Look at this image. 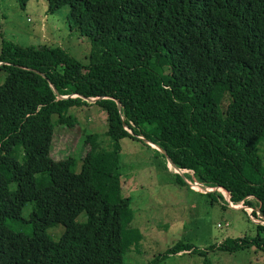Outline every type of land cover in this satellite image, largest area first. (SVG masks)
Returning <instances> with one entry per match:
<instances>
[{
  "label": "trees",
  "instance_id": "trees-1",
  "mask_svg": "<svg viewBox=\"0 0 264 264\" xmlns=\"http://www.w3.org/2000/svg\"><path fill=\"white\" fill-rule=\"evenodd\" d=\"M63 6L89 42L86 62L59 46L0 43V264H124L141 250L121 192L124 139L169 158L176 187L216 188L197 193L227 205L223 188L264 221V0H46L45 12ZM83 106L104 112L108 140L87 133L75 172L50 150L54 125L72 126L69 110ZM255 226L254 239H231L234 250L264 244ZM216 247L231 251L178 240L148 264Z\"/></svg>",
  "mask_w": 264,
  "mask_h": 264
},
{
  "label": "rangeland",
  "instance_id": "rangeland-1",
  "mask_svg": "<svg viewBox=\"0 0 264 264\" xmlns=\"http://www.w3.org/2000/svg\"><path fill=\"white\" fill-rule=\"evenodd\" d=\"M45 11L46 0H29L24 9L17 0H0V43L3 39L19 46H59L79 61L86 62L89 42L70 29L66 19L68 7L63 6L54 14ZM5 76L6 73L0 69V84ZM69 114L75 118L72 126L54 125L50 157L53 160L73 158V170L79 172L86 150L83 140L87 133H97L102 144H107L108 139L103 135L106 130L105 114L97 106L74 107ZM121 147V192L131 198L134 210L132 223L143 234L141 250L128 252L124 264H148L155 255L178 240L190 241L200 248L223 244L231 251L216 247L207 251L206 256L190 251L180 252L167 256L158 264H264V244L261 242L248 248L233 249V238L254 239L257 235L255 225L264 224L250 208L242 204H232L238 207L232 208L229 194L221 189L218 190L228 204H211L209 199L197 193L202 192L200 185L199 190L190 185V190L175 186L173 174L180 171L170 166L167 158L130 139H124ZM257 154L264 165V141L258 145ZM30 211L31 204H26L22 216L28 218ZM78 219L83 220L84 215L81 214ZM16 228L29 230L27 224ZM62 231L61 225L48 229L54 239ZM260 237L264 240V232Z\"/></svg>",
  "mask_w": 264,
  "mask_h": 264
},
{
  "label": "water",
  "instance_id": "water-1",
  "mask_svg": "<svg viewBox=\"0 0 264 264\" xmlns=\"http://www.w3.org/2000/svg\"><path fill=\"white\" fill-rule=\"evenodd\" d=\"M85 100L87 101V102H89V103H93V102H95V100H96V98L95 99H91V98H85ZM117 105H118V108H120V104L117 102ZM150 146H154L155 148H157V149H159L156 145H154V144H152V143H150V142H147ZM164 153V152H163ZM167 161H168V163L170 164V166H172V167H175L174 166V164L171 162V160L169 159V158H167ZM177 170V169H176ZM175 172H177V171H175ZM179 173V172H178ZM181 174H182V171H181ZM216 189V188H215ZM222 190H224L223 188H221ZM225 191V190H224ZM221 192V191H220ZM232 208H238V207H232Z\"/></svg>",
  "mask_w": 264,
  "mask_h": 264
},
{
  "label": "built area",
  "instance_id": "built-area-1",
  "mask_svg": "<svg viewBox=\"0 0 264 264\" xmlns=\"http://www.w3.org/2000/svg\"><path fill=\"white\" fill-rule=\"evenodd\" d=\"M187 183H189L188 185H190L191 187H193V188H195L196 190H199V187H198V183L197 182H195V181H187ZM200 189H201V191L202 192H208V191H213L215 188H207V189H203L202 187H200ZM218 190V189H217ZM229 203H230V205L232 206V203L230 202V200H229ZM233 207V206H232ZM219 225V224H218Z\"/></svg>",
  "mask_w": 264,
  "mask_h": 264
}]
</instances>
